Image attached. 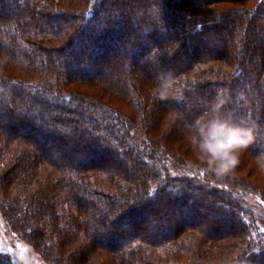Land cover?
<instances>
[{"label": "trees", "instance_id": "trees-1", "mask_svg": "<svg viewBox=\"0 0 264 264\" xmlns=\"http://www.w3.org/2000/svg\"><path fill=\"white\" fill-rule=\"evenodd\" d=\"M246 2L0 0V211L45 264H264V0ZM217 117L252 133L224 172L191 143Z\"/></svg>", "mask_w": 264, "mask_h": 264}, {"label": "clouds", "instance_id": "clouds-1", "mask_svg": "<svg viewBox=\"0 0 264 264\" xmlns=\"http://www.w3.org/2000/svg\"><path fill=\"white\" fill-rule=\"evenodd\" d=\"M252 140V133L219 117L197 121L191 143L210 166L224 172L238 163V152Z\"/></svg>", "mask_w": 264, "mask_h": 264}, {"label": "rangeland", "instance_id": "rangeland-1", "mask_svg": "<svg viewBox=\"0 0 264 264\" xmlns=\"http://www.w3.org/2000/svg\"><path fill=\"white\" fill-rule=\"evenodd\" d=\"M256 3H257V0H252V2L241 3L237 7L248 8V7L255 5ZM5 4H7V2H5ZM8 4H9V9H10L12 7V5L10 2ZM1 67H5V63L2 60H0V68ZM90 68L95 69L94 66L92 67L91 64H88L86 62L84 64H82V67H81V69H83V70L84 69L88 70ZM119 73H120L119 71L113 73L112 77H115L116 75L118 76ZM113 105L115 107H122V104L118 100L113 101ZM19 112L22 114L25 113L22 110ZM111 160L115 161L114 163L117 165L120 163L119 158L116 159L113 157V155L110 154L107 157V161L111 162ZM261 188L264 189V186H262ZM247 200L249 201L248 205L250 207H252L260 217H263V212H264L263 209L264 208L262 207L261 203L259 202V199L255 198L254 195H249V197H247ZM162 219H165V217H163ZM220 220L221 219H216L217 222L222 223ZM152 221H153V218L150 217L143 224L150 228ZM121 222L113 224V228L124 229V230H127L130 228L125 221L122 223ZM262 222H263V220H262ZM150 231H152V230H150ZM0 251L5 252L10 256L13 264H45V262L42 260L40 255L30 245L23 242L11 230L7 221L3 217L1 211H0Z\"/></svg>", "mask_w": 264, "mask_h": 264}]
</instances>
